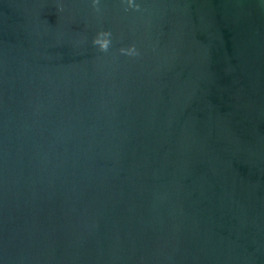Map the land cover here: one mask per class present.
Masks as SVG:
<instances>
[{
	"label": "water",
	"instance_id": "obj_1",
	"mask_svg": "<svg viewBox=\"0 0 264 264\" xmlns=\"http://www.w3.org/2000/svg\"><path fill=\"white\" fill-rule=\"evenodd\" d=\"M0 264H264V0H0Z\"/></svg>",
	"mask_w": 264,
	"mask_h": 264
}]
</instances>
